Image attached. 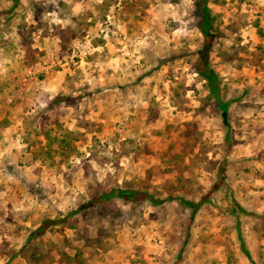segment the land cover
I'll use <instances>...</instances> for the list:
<instances>
[{"label": "rangeland", "instance_id": "374dc122", "mask_svg": "<svg viewBox=\"0 0 264 264\" xmlns=\"http://www.w3.org/2000/svg\"><path fill=\"white\" fill-rule=\"evenodd\" d=\"M199 1L0 0V264H264V0H208L218 94Z\"/></svg>", "mask_w": 264, "mask_h": 264}, {"label": "trees", "instance_id": "16d2710c", "mask_svg": "<svg viewBox=\"0 0 264 264\" xmlns=\"http://www.w3.org/2000/svg\"><path fill=\"white\" fill-rule=\"evenodd\" d=\"M199 7L201 8V11H200L201 19L199 23V29L204 37V43L198 51L200 55H199V60H198L199 62L197 65V72L208 81V83L210 84L211 92L214 94H218L219 86H218V83H216L217 73L210 66V63H209L210 51L212 49L213 42L216 38V33L214 31L215 16L212 13L208 0H200ZM221 108H222L223 121L229 127L230 126L229 102L222 101ZM223 169L224 168H222L220 171V177H221L220 179L225 181V174H224ZM99 197L102 199L120 197L123 200H129V201L136 200V199H144V200L149 201L152 205H163L166 202L176 199L183 206L191 210L192 218L195 217L196 213L199 211L204 201V198L201 199L200 201H195V200L187 199L184 196H179V197L169 196L167 198H161L148 190L113 187L109 191L105 193H101L100 195L94 197L93 199H91V201H89V203L90 202L98 203L99 201H101ZM241 209L244 210L243 207H241ZM72 213H74V211H72L69 214H72ZM62 220H63L62 217H58V218L45 217L40 222V224L31 231L29 238L43 235L45 232H47V230L51 227V225L60 223ZM238 232H239L242 245L245 248V241L243 238V233L240 228ZM246 252L249 256L248 250H246Z\"/></svg>", "mask_w": 264, "mask_h": 264}]
</instances>
